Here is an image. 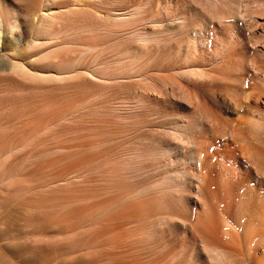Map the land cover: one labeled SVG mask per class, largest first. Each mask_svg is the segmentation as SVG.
Returning <instances> with one entry per match:
<instances>
[{
  "label": "rangeland",
  "instance_id": "rangeland-1",
  "mask_svg": "<svg viewBox=\"0 0 264 264\" xmlns=\"http://www.w3.org/2000/svg\"><path fill=\"white\" fill-rule=\"evenodd\" d=\"M52 2L53 77L0 85V264L119 216L146 260L264 264V0Z\"/></svg>",
  "mask_w": 264,
  "mask_h": 264
},
{
  "label": "bare ground",
  "instance_id": "bare-ground-1",
  "mask_svg": "<svg viewBox=\"0 0 264 264\" xmlns=\"http://www.w3.org/2000/svg\"><path fill=\"white\" fill-rule=\"evenodd\" d=\"M15 1L18 5L12 9L9 8L8 4H6L4 0H0V85L1 83L4 84L7 81L13 80H17V83L20 81V84L24 82L31 84L37 80H41L46 83V81L48 82L51 78V69L50 67H45L46 64L45 66L37 64L39 63L37 57H42V53L38 55L37 49L49 47L51 44L52 35L48 31L47 24L53 16L58 14L59 10L56 11L57 8L51 5L53 0ZM95 2H99V0H85L84 5L87 8L96 9ZM76 3L77 0L75 4ZM22 4L24 5V9ZM75 4L73 3V5ZM80 8L81 7H79V10L82 9ZM52 20L53 18L51 21ZM23 26H25L26 32L23 31ZM49 30L51 29L49 28ZM50 50H47L46 53H51ZM46 53L44 52V54ZM40 57V60H45V57L44 59L43 57ZM54 76L56 77L57 75ZM59 77H57L58 80L61 78ZM254 132H256V130ZM198 154L200 156L201 153ZM202 161L204 164V160ZM262 163H264V154L262 155L260 165H262ZM259 186L264 188V182L261 181ZM262 201L263 203H261L259 207L258 215L261 231L264 229V193L262 194ZM121 220L122 217L119 216L113 220L115 222L107 224L103 230L98 232L96 235H91L90 237L79 239L78 241H71L66 251V255H68V259L66 258V264H163L158 257H156V259L149 257L146 260V257L144 258V256L138 252L139 249L137 239H134L131 235H129V229L127 227L128 223ZM204 223L205 222H203V224ZM203 224H201L202 227L204 226ZM74 228L75 226L71 225L67 228V230L72 232ZM205 228L206 233L202 231L199 235L203 244L211 246L212 249H214V247L218 248L219 246L221 248L222 246L228 248L227 244L225 243L224 245V241L222 242V239H219L220 236L217 237L216 235L210 234L212 229L208 224ZM212 236L216 237L213 238ZM51 260L46 258L42 264H52L53 261L51 262Z\"/></svg>",
  "mask_w": 264,
  "mask_h": 264
}]
</instances>
